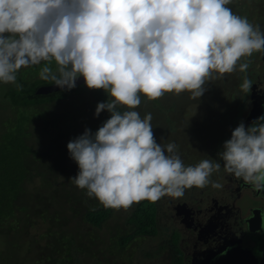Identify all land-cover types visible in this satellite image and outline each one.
I'll use <instances>...</instances> for the list:
<instances>
[{
    "label": "clouds",
    "instance_id": "clouds-1",
    "mask_svg": "<svg viewBox=\"0 0 264 264\" xmlns=\"http://www.w3.org/2000/svg\"><path fill=\"white\" fill-rule=\"evenodd\" d=\"M232 0H0V83L16 84L22 68L45 62L40 79L61 89L83 77L89 89L112 99L95 114L111 115L101 127L69 141L79 168L72 178L105 209L129 210L141 201L180 198L186 189L214 188L221 164L185 166L174 143L156 142L152 114L141 118V94L149 101L188 92L199 99L205 85L264 53V32L227 5ZM55 62V71L51 67ZM248 92L252 82L240 85ZM18 90L20 86L17 85ZM127 110L121 112L119 107ZM224 171L264 190V116L241 122L218 154Z\"/></svg>",
    "mask_w": 264,
    "mask_h": 264
},
{
    "label": "rangeland",
    "instance_id": "rangeland-1",
    "mask_svg": "<svg viewBox=\"0 0 264 264\" xmlns=\"http://www.w3.org/2000/svg\"><path fill=\"white\" fill-rule=\"evenodd\" d=\"M246 3L249 4L246 6ZM227 7L242 17L246 16L252 24L259 25L260 29L264 27L257 14L264 12V0H232ZM261 56L262 53L257 52L255 56L253 54L251 57L242 58L240 63L249 62L246 72L241 73L237 66L235 72L208 82L204 86L206 91L199 99L194 100L190 93L184 92L180 95L166 93L158 100L149 101L141 94V104L135 110L141 118L147 113L152 114L151 123L156 142L162 146L174 142L178 146L177 154L185 166H195L204 159L218 162V154L227 140L225 136L235 123H239L235 117V123L232 125L231 118L245 107V95H241L240 91L241 82L245 77L253 84L257 81L255 72L263 64ZM44 63L22 69L39 73ZM51 67L56 68V65L52 63ZM108 98L112 99L109 95ZM71 101H74L73 104ZM68 102L81 105L78 108L88 109L92 117L97 119L92 121L91 117L89 121L82 123L77 113L73 115L77 117V123L87 125L92 134L103 125L100 116L102 113L99 116L95 114L98 104L88 95V90H85L43 110L47 118L56 122L55 127L63 115V108L68 112L75 110L73 106L67 107ZM125 110L127 109L124 108ZM247 110L245 107L243 112L246 113ZM12 117L14 115L9 109L6 114L0 111V121L3 120L4 126L7 118ZM71 120L67 119L66 124L46 132L38 129L39 125L29 129L30 154L33 151L35 155L27 156L28 177L22 183L24 193L15 201L14 213L0 219V264H54L53 261L46 260L51 251L67 261V256L75 255L76 250L79 251L76 255L78 262L74 264H161V254L150 259L146 258L145 254L150 252L151 247L170 244V229L165 226L170 219L161 214L162 212L167 216L171 215L172 204L169 203V196L155 202L158 233L153 237L146 235L142 239H136V242L131 240L124 249H119L116 244L119 237L130 232L126 217L133 205L127 211L115 210V214L113 213L101 227H93L83 220L87 203L98 200L89 198L86 190L77 188L70 181L77 176L79 168L71 159L67 144L84 133V126L74 133L68 126ZM18 121L16 118L13 125L0 129V138L9 130L13 131ZM93 122H96V127H93ZM59 127L68 129L61 136L63 140L60 147L53 150L50 144H47L46 138L50 136V141L55 138ZM201 189H186L184 195L198 194ZM243 198L245 204L249 205V200ZM155 252L159 250H153L151 253ZM37 258L41 262H38Z\"/></svg>",
    "mask_w": 264,
    "mask_h": 264
},
{
    "label": "flooded vegetation",
    "instance_id": "flooded-vegetation-1",
    "mask_svg": "<svg viewBox=\"0 0 264 264\" xmlns=\"http://www.w3.org/2000/svg\"><path fill=\"white\" fill-rule=\"evenodd\" d=\"M257 14L264 25V14ZM261 31L264 32V27ZM260 60L263 64L255 72L257 81L252 82L247 93L240 90L241 95H245L244 104L248 110L243 112L244 107L232 116L230 123H235V117L239 123L230 128L225 136L227 140L241 122L247 128L258 117L264 116V53ZM218 162L221 169L214 172L210 180L222 187L214 188L210 183L198 194L169 197L171 217L161 214L170 219L165 226L170 229L169 238L177 239L176 246L151 247L144 255L146 258L161 254V264H264L260 262L264 255V190H256L226 173L223 161ZM243 197L249 200V205ZM153 250L159 252L151 253ZM253 258L257 262L253 263Z\"/></svg>",
    "mask_w": 264,
    "mask_h": 264
},
{
    "label": "trees",
    "instance_id": "trees-1",
    "mask_svg": "<svg viewBox=\"0 0 264 264\" xmlns=\"http://www.w3.org/2000/svg\"><path fill=\"white\" fill-rule=\"evenodd\" d=\"M248 4L249 3H246V6ZM52 63L55 64L54 61ZM55 69L56 68H53L54 71ZM45 84H51V82L40 79L39 73L37 71L33 72V70L30 71V69H22L17 73L16 84L5 85L0 83V111L6 114V110L9 109L14 115L12 118H7L4 123L5 126L3 125V120L0 121V129L13 125L15 119H19L18 124L15 123V125H17L15 129L13 131L9 130L0 138V219L14 213L16 208L15 201L24 193L22 190V183L25 178L28 177L26 159L27 156L35 155L33 151L30 154L31 149L28 138L31 130L29 129L32 126L37 127L39 125L38 129L46 132L49 129L66 124L67 119H72L68 126L76 133L80 128H83V126L85 131L87 125H79L77 123V117L73 115L77 113L82 123L89 121L92 117L88 109L84 110L78 108L81 105H72L74 101H71L72 104L68 102L69 105H67V107L73 106L75 110L68 112L66 108H63V115L60 121H58V125L55 127L56 122L47 118L48 116L44 114L43 110L49 108L54 103L64 101L69 96L82 93L85 90H88V95L92 97L97 104L106 102L109 99L108 94L104 90L89 89L85 82L76 85V87L71 90L65 88L56 90V92L37 93V87ZM17 85L20 86V90H18ZM119 110L123 112L124 108L121 106ZM101 113L102 122L110 118L111 114L107 110ZM91 120L97 119L92 117ZM92 124L93 127H96V122ZM67 129L68 127H59V132L55 138L51 141L50 136L46 138L47 144H50L51 149L56 150L60 147L63 140L61 136L67 132ZM114 211L115 210L111 208L105 209L99 202L92 201L89 204L87 203L86 210L83 213V220L93 227H101L103 223L111 217ZM155 211V203L147 200L141 201L138 204H133L132 209H130L126 217V223L129 224L128 228L130 232L119 237V241L116 242L119 249H124L131 240L136 242V239H142L146 237V235L153 237L158 233ZM176 240L174 236H171V238H169L170 244L167 246H176ZM72 247L75 248V246ZM56 249L57 251L60 250L59 248H55V250ZM64 251L67 252V250ZM78 254L79 251L76 250L75 255H68L66 258L67 261H64L63 258H59L57 254L51 251L47 256L48 259H45L53 261L54 264H74V262H78V257L76 256ZM38 262L41 261L38 259Z\"/></svg>",
    "mask_w": 264,
    "mask_h": 264
},
{
    "label": "water",
    "instance_id": "water-1",
    "mask_svg": "<svg viewBox=\"0 0 264 264\" xmlns=\"http://www.w3.org/2000/svg\"><path fill=\"white\" fill-rule=\"evenodd\" d=\"M84 82V78L81 76V77H78L77 78V81H76V85H79L81 83ZM61 89L60 87L56 86L55 84H45V85H41L39 87H37L36 89V92L37 93H49V92H52V91H56V90H59ZM254 103V101H253ZM255 109H254V105H253V109H252V112H254ZM257 262V259L256 258H253V263ZM260 262H264V255L261 259ZM263 264V263H262Z\"/></svg>",
    "mask_w": 264,
    "mask_h": 264
},
{
    "label": "bare ground",
    "instance_id": "bare-ground-1",
    "mask_svg": "<svg viewBox=\"0 0 264 264\" xmlns=\"http://www.w3.org/2000/svg\"><path fill=\"white\" fill-rule=\"evenodd\" d=\"M56 92V91H55Z\"/></svg>",
    "mask_w": 264,
    "mask_h": 264
}]
</instances>
